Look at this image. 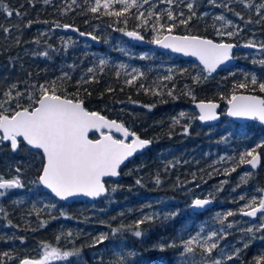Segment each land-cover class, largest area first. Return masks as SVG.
Returning <instances> with one entry per match:
<instances>
[{"label":"trees","instance_id":"1","mask_svg":"<svg viewBox=\"0 0 264 264\" xmlns=\"http://www.w3.org/2000/svg\"><path fill=\"white\" fill-rule=\"evenodd\" d=\"M92 2L94 0H88V3L77 0L73 5L71 0H51L49 4H44L43 0H34L35 6L32 7L27 0H4L5 4L26 15H13L9 18L0 9V26L10 29L9 33H5L0 27V100L4 99L3 92L11 84L26 91L33 83L38 85L55 80L59 84L63 74L68 73L71 79H64L63 87L69 94L75 93L79 86L80 98L90 111L123 122L130 131L142 139L150 140L152 146L121 170L119 181H108L109 194L105 198L96 202L62 203L41 185L33 183L39 175V154L30 152L23 145L15 153L7 143L0 145V174L10 179L16 175L15 168L20 166L24 184L23 188L8 190L5 196L0 197V207L7 213V217L0 213V252L8 251L14 257L7 260L6 264H19V259L34 257L36 249L42 248V244H49L62 252L81 250L79 256L56 260L50 264H117L118 253L126 256L125 264H180L182 249L167 248L160 251L153 245L161 239L169 242L173 238L179 243L181 237L187 239L189 235H195L201 226L206 231L218 229L221 226L216 214L237 210L245 203L239 201V196L264 194L258 191L264 189V147L256 149L262 156V165L257 172L239 164L235 172L224 174L225 169L230 170L238 164L242 152L264 141V127L257 121H233L226 116L227 102L221 99V96L231 94L234 84L245 80V74H255L259 80L264 81V67L252 62L253 59H264V53L247 50L242 46L249 40L257 44L264 42V23L256 24L259 17L255 8H245L237 0L217 2H228L234 12L241 13L244 20L223 7H214L209 0H195L197 16L203 13L208 15L202 19L194 18L187 28H175L173 34H192L239 45L234 53V66L197 84L192 77L207 73H202V67L191 60L167 55L150 47L136 46L127 37L123 38L122 43L127 52H123L117 39L109 42L108 48L102 45L96 49L86 46L89 44L78 35L55 31L57 24L71 25L80 32L92 33L103 43L119 32L133 30L139 31L148 42L153 39L154 33L150 27L137 28L135 9L125 24L123 18L117 22L115 17L88 12L87 8ZM188 2L192 0L169 6L160 0H153L159 10L175 7L177 12L182 10L185 14V4ZM253 2L258 4L262 0ZM115 7L119 9L122 5L117 4ZM147 7L145 5L142 10ZM220 14L244 30L232 38L218 36L216 28L222 22L214 20V17ZM248 19L253 23L245 24ZM29 21L33 23L27 27ZM224 30L235 31L234 28ZM17 38L19 44L16 43ZM37 38L40 39L39 44L33 42ZM44 51L49 53L48 57L35 55ZM144 53L145 56H142ZM101 59L107 63L100 65ZM89 67L94 68V73L87 72ZM133 69L137 72H133ZM182 70L186 71L181 74ZM138 73L142 75L131 85L126 83ZM93 76L94 80L91 79ZM166 76L172 79L165 80ZM81 77L89 82L84 83ZM77 82H80L79 85ZM145 88L152 91L146 92ZM253 88L249 84L247 89H239L237 94L264 97L258 87L255 90ZM170 90L172 96L168 95ZM155 91L160 94L154 95ZM189 91L195 95V101L188 95ZM199 101L218 102L221 105L223 118L219 125L203 126L198 119L193 118L198 113L192 105ZM23 102L27 103V100ZM182 111L186 113L185 117H179ZM174 118L180 122L173 123ZM186 125L189 126L187 134L184 133ZM91 138L97 137L91 135ZM221 157L226 159L222 161ZM249 172L253 174L252 177L243 183L241 177ZM157 177L160 179L159 184L156 183ZM137 179L141 180L140 184L136 183ZM225 180L228 183L222 185ZM221 186L223 191H217ZM113 188L116 190L112 191ZM196 198L210 199L214 205L203 213L194 212L190 205ZM172 212L179 214L164 219L165 214ZM145 215H155L156 218L140 225L143 235L138 238L132 229L135 222ZM9 220L15 226L8 225ZM228 220L240 223L229 230L231 235L221 241V247L234 244L242 248L243 242L250 239V236L241 233L239 228L247 227L255 221L239 215L229 217ZM41 221H46V226L41 227ZM122 225L124 230L113 233L112 229L121 228ZM101 234H106L108 238L95 244V239ZM261 235L264 233H256L257 239L241 253L242 261H251L254 256L264 252V241L259 239ZM57 237L60 239L57 240ZM226 251L230 252L231 248L226 247ZM128 252H135L136 255L127 256ZM213 256L219 258V250ZM235 264H240V261Z\"/></svg>","mask_w":264,"mask_h":264},{"label":"snow or ice","instance_id":"2","mask_svg":"<svg viewBox=\"0 0 264 264\" xmlns=\"http://www.w3.org/2000/svg\"><path fill=\"white\" fill-rule=\"evenodd\" d=\"M27 2L30 6H35L34 0H27ZM50 2L51 0H43L44 4H49ZM160 2L173 6L183 3L184 0H160ZM237 2L243 4L245 8L254 7L259 17L255 23H264V0L258 4H255L253 0H248V2L237 0ZM76 3L77 0H71V4L74 5ZM85 3H88V0H85ZM209 3L214 7H223L230 12H234L228 2L221 4L217 0H209ZM117 4L122 5V7L117 9L115 7ZM145 5L148 6L147 9L142 10ZM20 7L23 8V5ZM185 7L187 8V14L182 10L177 12L175 7L159 10L153 0H94L90 7L87 8V11L115 17L117 22H121V18H123L122 22L127 24L128 16L135 9V19L138 21L137 28L147 29L150 27L154 33L150 43L158 44L165 49H171L173 52L182 53L185 56L195 57L199 60L203 66L202 73H207V75L192 77L193 81L199 84L202 81H206L221 65L234 59L232 50L239 45L228 43L224 40L216 42L212 39L192 34L174 35L175 28L179 26L187 28L194 18L202 19L203 16L208 15V13H203L201 16H197L195 0L186 3ZM0 9L9 18L13 15L17 17L26 15L19 9L11 8L5 4L4 0H0ZM234 15L240 20H244L241 13L234 12ZM214 20L222 22L221 26L216 28V34L220 37L232 38L244 30L236 25L234 21L226 19L223 14L216 15ZM32 23V21H29L26 26L30 27ZM44 23H47V21ZM251 23H253L251 19L245 21V24ZM57 27H60V25L57 24ZM63 27L65 29L72 28L71 25L67 24L63 25ZM228 28H234L235 31L224 30ZM2 30L5 33L10 32L7 27H2ZM72 30L79 32V29L72 28ZM117 30L124 31V29ZM41 35H46V33H41ZM79 35L90 36L92 40L97 39L92 33L79 32ZM125 35L135 40L144 39L140 32L135 30L125 32ZM33 42L39 44L40 39L37 38ZM16 43H20L19 38L16 39ZM242 46L255 48L259 52L264 53V42L257 44L254 40H249ZM35 55L48 57L49 53L44 51ZM252 62L264 67V59H253ZM99 63L104 65L107 61L101 59ZM121 67L124 66L121 65ZM94 71L92 67L87 69L88 73H94ZM132 71L137 72L136 69ZM183 71L186 70H182L181 74H183ZM230 74L235 75V73ZM139 75H142V73L132 76L126 83L131 85ZM60 79L61 83L59 84L55 80L45 81L38 85L33 83L30 89L26 91H21L16 84H11L8 90L3 92L4 99L0 100V145L7 143L13 153L18 152L23 145L30 152L39 154L41 157L39 175L33 183H38L50 190L55 197L61 200L77 195L92 198L101 197L108 191L104 178L119 176L121 165L137 152L148 147L151 141L142 139L135 132L130 131L123 122L110 120L100 112L90 111L85 106L84 100L80 98L79 86L77 91L72 94H69L66 88L63 87V80L71 79L68 73H64ZM91 79L94 80L95 76ZM164 79L171 80L172 77L166 76ZM81 80L84 83L89 82L84 77H81ZM77 83L79 85L80 82ZM249 84L254 86L253 90L258 87L260 92L264 93V81L259 80L255 74H245V80L234 84L229 96H221V99L225 100L228 105L226 114L231 117L258 120L264 123V97L237 94L239 89H247ZM140 87L143 88L144 85H140ZM84 91L87 92V89ZM108 91L111 92L112 89L109 88ZM145 91L152 90L145 88ZM88 94L91 95V93ZM153 94L159 95L160 93L155 91ZM168 95L172 96L173 92L170 90ZM188 95H191L193 101H195V95L191 91L188 92ZM24 100H27V103H24ZM196 107L199 109V114L193 118L200 121L218 119L216 112L219 107L218 104L211 101H200L196 103ZM185 116V112L179 113V117ZM179 122L178 118L173 119V123ZM188 127L186 125L184 128L185 134L188 133ZM93 130L100 133L99 138L91 139L89 137V133ZM113 130L121 133L123 138L117 139L112 134ZM262 147H264V141L242 152L239 156L238 164L230 170L225 169L224 174L230 175L231 172H235L239 164H248L253 169L257 168L261 158L256 149ZM225 159V157H221L222 161ZM227 159L231 160L233 157H227ZM15 173L16 175L10 179L0 174V197L5 196L8 190L24 187L21 180L22 167L17 166ZM252 175L250 172L246 173L241 177V181L247 183ZM136 183L140 184L141 180L137 179ZM156 183H160L159 177H157ZM227 183V180L222 181V185ZM115 190V188L112 189V191ZM217 191H223V187H219ZM258 191L264 193V189H258ZM239 201H245V203L237 210L216 214L220 228L206 231L201 226L195 235H189L187 239L181 237L179 243L174 238L169 242H164L161 239L153 247L158 248L160 251H164L167 248L182 249L180 252V257L182 258L180 264H228L230 261L233 264L236 261H240V264H264V252L254 256L251 261L245 262L241 260V253L249 248L253 240L257 239L256 233H264V194L251 197L241 195L239 196ZM211 202L207 198H196L192 201L190 207L204 208ZM51 207H55V205H51ZM0 213H4L5 217H7L3 207H0ZM178 214V212L165 214L164 219H169ZM61 215L64 214L61 213ZM237 215L248 217L255 223L239 228V231L250 236V239L246 242L241 241L243 242L242 248H238L234 244L226 246L231 248L229 252L226 251V247H221V241L226 240L231 235L229 230L240 223L239 221L228 220L229 217ZM155 218V215H145L142 219L136 221L132 229L133 234L138 238L141 237L143 233L140 230V225L151 222ZM244 223L247 224L248 221ZM46 224V221H41V227L46 226ZM8 225L15 226L12 225L10 220ZM121 230H124L123 225L121 228L112 229L113 233ZM68 235L70 236L71 233H68ZM107 238L106 234H101L95 239V244L102 243ZM59 239L60 237H57V240ZM259 239L264 241V235H261ZM21 242L23 243V238H21ZM42 248L44 251L39 258L24 257L19 259V264H50L54 260H68L69 257L79 256L81 251L80 249H74L73 251L62 252L59 248L52 247L49 244H42ZM197 249H199V253H197ZM217 250L220 252V257L214 258L213 254ZM126 255L134 256L136 253L128 252ZM117 256V264H125L126 256L119 253ZM12 259L14 257L10 252H0V264H6L7 260Z\"/></svg>","mask_w":264,"mask_h":264},{"label":"water","instance_id":"3","mask_svg":"<svg viewBox=\"0 0 264 264\" xmlns=\"http://www.w3.org/2000/svg\"><path fill=\"white\" fill-rule=\"evenodd\" d=\"M72 28H75V27H72ZM72 28L65 29L63 26H61V27H56V30H59L61 33H65V34H70V35L74 34V35H78L82 40L92 43L96 48H100V47H101V41H100V40H98V39H96V40H92L91 37H90V36H87V35H86V36H80V35H79V32H80V31H79V32H77V31H73ZM75 29H77V28H75ZM174 35H175V34H174ZM127 38H128L133 44H135L136 46H140V47H150V48H153V49L157 50L158 52H161V53H164V54H167V55L175 56V57L181 58V59H183V60H191V61H193V62L199 64V65L203 68V66L200 64L199 60H198L197 58H195V57L185 56V55L182 54V53L173 52L171 49H165V48L161 47L160 45H158V44H154V43H150V42L146 41L145 39H143V40H135V39H133V38H131V37H128V36H127ZM212 40H213V39H212ZM214 41H215V40H214ZM216 42H217V41H216ZM237 48H238V47H235V48L232 50V55H233V57H234V53L236 52ZM245 49H247V50H258V49H255V48H247V47H245ZM235 64H236V60H235V58H234V59H232V60L226 62L225 64L221 65V66L217 69V71H216L215 73H213L210 77H213V76L216 75L218 72H221V71H223V70H225V69H228V68L234 66ZM240 94H244V95H254V94H247V93H240ZM256 96H258V95H256ZM204 102H208V101H204ZM196 103H198V102H196ZM196 103H194V104L192 105V107H193V108L197 111V113L199 114V109L196 107ZM213 103H216V104L219 105V107L216 109V112H217V114H218V119L213 120V121H200V120L198 119L199 122H200V124H202V125H204V126H216V125H218V124L221 122V120H222V113L220 112L221 106H220V104H219L218 102H213ZM226 115H227V114H226ZM227 116H228V115H227ZM228 117L231 118L233 121H235V122H237V123H249V122H252V121H257L260 125H262V126L264 127V123H261V122L258 121V120H251V119H245V118H237V117H231V116H228ZM110 120H111V119H110ZM105 131H107V130H105ZM93 134H96V135L98 136V138H99V136H100V133H99V132L93 130L92 132L89 133V137H90L91 135H93ZM112 134H113L117 139H122V138H123L122 135H121V133H117V132H115L114 130H113ZM129 139H131V138H129ZM151 146H152V143H151L148 147H146L145 149H143V150L137 152L134 156L139 155V154H141V153H144V152L147 151L149 148H151ZM257 153H259V152H257ZM259 155H260V158H261V159H260V164L257 166V168L253 169V168H251V166L248 165V164H244V168H245V169H248V170H252L253 172H257V171L261 168V165H262V156H261L260 153H259ZM134 156H133V157H134ZM133 157H131V158H133ZM131 158H129V160H130ZM127 161H128V160H127ZM127 161H125V163H124L123 165H121L120 175H119V176H117V177H105V178H104L105 186H106L107 189H108V186H107V183H106V182H107L108 180H114V181H118V180H120V178H121V170L125 167ZM41 186H42V185H41ZM42 188H43L47 193H49L50 195H52L53 197H55V196L50 192V190L44 188L43 186H42ZM107 194H108V191H107L103 196H101V197H97V198L87 197V196H84V195H77V196L69 197V198L66 199V200H61V199L58 198V197H55V198H56L58 201L62 202V203L94 202V201H97L98 199H100V198L106 196ZM200 199H205V198H200ZM213 205H214L213 202H211L209 205L205 206L204 208H192V207H191V209H192V211H194V212H197V213H203V212L209 210L210 208H212ZM241 217H242V216H241ZM244 218H246V219H250V218H248V217H244Z\"/></svg>","mask_w":264,"mask_h":264},{"label":"rangeland","instance_id":"4","mask_svg":"<svg viewBox=\"0 0 264 264\" xmlns=\"http://www.w3.org/2000/svg\"><path fill=\"white\" fill-rule=\"evenodd\" d=\"M124 37H127V35H125V32H119L118 34H115L112 37H110L106 43H103V45H105V47L108 48L109 47L108 43L111 42L113 39H117L119 42V46L122 47V51L127 52L126 46L122 44ZM86 46L93 48V46L91 44L86 45ZM142 56H145V53ZM43 251H44L43 248H37L36 249L37 254L32 258H39L42 255ZM54 261H56V260H54ZM54 261H51V262H54Z\"/></svg>","mask_w":264,"mask_h":264},{"label":"bare ground","instance_id":"5","mask_svg":"<svg viewBox=\"0 0 264 264\" xmlns=\"http://www.w3.org/2000/svg\"><path fill=\"white\" fill-rule=\"evenodd\" d=\"M55 31H59V30H56V28H55ZM60 32V31H59ZM93 35V34H92ZM97 39L98 40H100L98 37H97ZM101 41V40H100ZM86 43H88V44H91L94 48H96L92 43H90V42H87V41H85ZM103 45V42L101 41V46ZM96 49H99V48H96ZM215 76V75H214ZM200 102V101H199ZM196 103V102H195ZM193 108V107H192ZM194 109V108H193ZM141 154H143V153H141ZM141 154H139V155H141ZM139 155H136V156H134L133 158H131L130 160H128L127 161V163H126V165H125V167L131 162V161H133L136 157H138ZM124 167V168H125ZM111 181H114V180H111ZM119 181V180H118ZM114 182H117V181H114ZM108 194H109V188H108ZM108 194L106 195V196H108ZM52 196V195H51ZM106 196H104V197H102V198H100V199H103V198H105ZM55 198V197H54ZM56 199V198H55ZM100 199H98V200H100ZM57 200V199H56ZM97 200V201H98ZM58 201V200H57ZM60 202V201H59ZM94 202H96V201H94Z\"/></svg>","mask_w":264,"mask_h":264},{"label":"flooded vegetation","instance_id":"6","mask_svg":"<svg viewBox=\"0 0 264 264\" xmlns=\"http://www.w3.org/2000/svg\"><path fill=\"white\" fill-rule=\"evenodd\" d=\"M96 137H97V136H96ZM97 138H98V137H97ZM97 138H96V139H97ZM106 183H107V182H106ZM107 185H108V184H107Z\"/></svg>","mask_w":264,"mask_h":264}]
</instances>
